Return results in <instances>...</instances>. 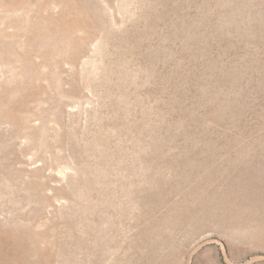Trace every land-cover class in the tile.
<instances>
[{
  "label": "rangeland",
  "instance_id": "374dc122",
  "mask_svg": "<svg viewBox=\"0 0 264 264\" xmlns=\"http://www.w3.org/2000/svg\"><path fill=\"white\" fill-rule=\"evenodd\" d=\"M10 1L0 264H264V0Z\"/></svg>",
  "mask_w": 264,
  "mask_h": 264
},
{
  "label": "bare ground",
  "instance_id": "6f19581e",
  "mask_svg": "<svg viewBox=\"0 0 264 264\" xmlns=\"http://www.w3.org/2000/svg\"><path fill=\"white\" fill-rule=\"evenodd\" d=\"M14 1H15V0H14ZM10 2H11V3H14V2H13V0H12V1H10ZM18 2H19V1H15V3H14V4H15V5H16V4H19ZM15 21H16V20H15ZM1 54H2V53H1ZM0 57H1V55H0ZM222 187H223V186H222ZM179 223H180V222H179Z\"/></svg>",
  "mask_w": 264,
  "mask_h": 264
}]
</instances>
